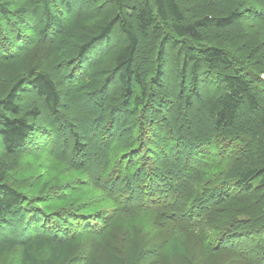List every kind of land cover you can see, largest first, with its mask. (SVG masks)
<instances>
[{
    "label": "rangeland",
    "instance_id": "obj_1",
    "mask_svg": "<svg viewBox=\"0 0 264 264\" xmlns=\"http://www.w3.org/2000/svg\"><path fill=\"white\" fill-rule=\"evenodd\" d=\"M10 1L8 16L5 17L0 10V96L5 95L16 80H27L30 69L44 70L53 77L60 92L58 112L61 115L59 119L52 115L44 100L25 82L17 100L20 110L36 105L41 113L38 118L30 119L34 125L33 132L15 153H7L0 146V172L24 196L22 205L0 217V246H6L0 256V264H20L22 245L33 237L60 243L71 235L76 241L66 261L59 263L51 259L50 264H255L253 259L248 260L242 257L244 254H238L231 248L223 252L222 256H225H219L218 260L214 256L207 257L208 245L196 231L183 235L176 256L165 258L164 249L175 232L155 221L159 222L162 216L166 219L170 209H164L163 214L157 216L146 212L135 214V209L140 207L149 193L147 186L153 183L150 179L147 184L146 179V170L153 163L164 162L170 169L178 162L187 175L196 174L193 200L189 202L188 196L184 195L177 202L179 209L176 212L183 221H186L184 218L189 219L185 211L191 203L199 205L195 199H205L206 196L201 194L202 189H210V185L214 184L211 180L221 179V184L213 187V192L220 196L215 199L217 201L222 197L235 198L236 193L242 190L232 193L235 186L229 181V165L236 159L233 155L237 152V143L233 141L229 145V141L224 142L225 146L221 145V149L210 150L206 154L200 148L181 154L175 149L167 152L171 142L164 134L154 136L157 128L151 118H157L152 115V110L147 112L146 120L142 117V121H139L136 110L125 108L120 99V83L112 72L113 54L126 42L125 35L117 25L112 27L106 38L79 56L81 45L113 18L114 4L110 0H72L71 7L66 8L60 0H49L50 10L61 18L64 25L73 19H82L65 47H61L59 32L52 21L47 20L42 0ZM187 1V6L193 9L194 6L202 9L230 4L241 11V18L232 29L213 31L198 42L189 41L202 46L219 45L232 59L231 66L220 64L215 73L206 67L201 68L197 92L190 89L188 69L183 84L179 82V71L183 65L181 49L166 47V82L162 89L153 87L156 95H152V104L159 111H166L169 106L174 115L178 108L180 124L174 131L175 137L181 141L189 140L190 134L201 135V131H208L207 116L201 115V110L214 107L215 100L226 88L223 73H231L233 67L240 66L244 72L253 71L256 65L262 68V72L257 71L259 79L255 82V91H258L259 101L257 117L264 114V0ZM138 4L135 2L125 7L127 15L131 14L130 18H133L134 8ZM166 29L167 26L163 28ZM142 47L149 48L146 38L142 39ZM93 66L92 75L97 80L95 85L90 86L88 81L85 82L84 75ZM134 90L138 93L141 91L137 85ZM162 90L166 91V95ZM187 95H190L189 101L192 102L190 107L185 101ZM165 96L168 98H163ZM245 108L240 115L250 113ZM131 123L135 125L131 126ZM98 126L107 131L102 133L96 130ZM111 130L115 132L114 135H108L110 133L107 132ZM72 131L78 133L80 143L85 148L81 154H76L72 148ZM221 136L220 133H213L211 140L217 144ZM108 143L112 168L117 174L112 180L123 178L128 182L126 187L120 188L124 191L119 201L108 192H103V181L100 183L97 178L107 158ZM131 144L135 145L136 150L142 145L137 161L146 163L144 170L142 163L132 160L129 161L131 164L124 163L122 155L128 152L126 150ZM153 145L157 147L153 148ZM224 150L229 153H224ZM256 156L246 157L243 165L254 166ZM202 159L210 161L209 164L203 166ZM213 161L220 164L211 170L209 167L214 165ZM109 181L107 179L105 182L110 185ZM258 182L256 179L252 188L243 191L241 197L253 200L255 195H251L254 192L252 189ZM144 185L147 186L144 188ZM135 191L139 193L135 194ZM236 199H233V204L240 203ZM220 205L226 208L222 203ZM113 217L115 219L112 220ZM215 217L217 215L212 219ZM202 219L204 221V215L199 220ZM169 221L166 219L162 223ZM232 238L237 239L238 247L243 251L250 245L238 234ZM259 245L264 246V240Z\"/></svg>",
    "mask_w": 264,
    "mask_h": 264
},
{
    "label": "trees",
    "instance_id": "obj_2",
    "mask_svg": "<svg viewBox=\"0 0 264 264\" xmlns=\"http://www.w3.org/2000/svg\"><path fill=\"white\" fill-rule=\"evenodd\" d=\"M71 1L60 0L66 8L71 7ZM10 2V0H0V10L5 17L8 16ZM48 2L49 0H42L47 20L52 21L55 30L59 32L58 39L62 43L61 47H65L66 42L81 25L82 19H73L67 25H64L61 18L50 10ZM110 2L115 7L113 18L81 45L79 56H83L94 44L106 38L114 25L118 26L125 35L126 42L113 54L112 72L113 77L120 83V99L123 100L125 108H128L129 111L136 110L138 113L136 119L139 121H142V117L146 120L147 112L149 113L150 109L152 110V115L157 118H151L152 124L157 128L154 136L159 137L164 134L165 138H168L171 142V147L167 152H170V149H175L181 154L187 150L193 151L200 148L206 154L210 150L221 149V145L225 146L224 142L229 141V145L233 141L237 143V152L233 155L236 159L229 165V172L231 170L229 175L231 180L229 181L235 186L232 193L239 191V189L242 190L236 193L235 198L222 197L220 201L215 200L220 196L213 192L215 190L213 187H218L216 185L217 183L221 184V179L211 180L214 184L210 185V189H202L201 194L206 196L205 199H195L200 206L191 203L185 211L189 219L184 218L186 221H183L181 220L182 217L179 219L176 212L179 209L177 202L181 201L180 197H184V195L188 196L189 202L193 200L195 193L193 188L197 186L196 174L187 175L183 168L178 165V162L170 169L167 168L164 162H159L158 164H150L149 169L146 170L147 184L150 179L153 180V183H150L149 186L144 185V188L147 186L146 189L149 190V193H147L145 201L141 202L140 207L135 209V214L146 212L157 216L163 214L164 209H170L169 215L165 216L166 219L170 220L168 223H162L166 220L163 219V216L159 222L155 221L167 230L175 232L174 237L170 238L164 249L165 258L176 256L183 235L196 231L199 238L208 245L209 254L207 257L214 256L218 260L223 252L231 248L238 254H244L242 257L248 260L253 259L256 262L255 264L257 262L264 264V246L259 245L264 240V155L262 157L264 150V114L257 117L259 101L257 98L258 91H255V82L259 79L257 71L262 72V68L256 65L253 71L244 72L240 66H237L233 67L231 73H223L222 80L226 83L225 90L217 97L212 109L203 108L201 110V115L205 114L207 116L208 131L206 129L201 131V135L190 134L187 141H181L175 137L174 130L180 124L178 108L175 109L174 115L171 114L173 109L168 105V110L159 111L152 104L154 99L152 95H156V90L153 91V87L158 90L162 89L166 82L164 78L166 47L168 46L181 49L183 65L179 71V82L181 85L183 84L185 71L188 69L190 72V89L194 92H197L198 72L201 68L206 67L215 73L220 64L232 65L231 57L221 46H202L193 44V42L204 40V37L206 39L213 31L232 29L241 18V11L230 4L214 8L203 7L202 9L194 6L195 10L193 7L187 6L189 5L187 0H110ZM135 2L139 4L134 8L133 18H130L131 14H129L130 16L127 15L125 7ZM166 26L167 29L163 30ZM144 38L149 41V48L142 47V39ZM94 68L95 66L91 67L84 75L85 82L88 81L90 86L95 85L97 80L92 75ZM25 82H28L37 95L44 100L45 106L52 115L57 119L61 115L58 112L61 95L53 77L44 70L30 69L27 80H16L12 83L8 92L0 96V146L7 153H15L24 145L27 137L34 129L31 120L38 118L41 113L40 107L36 105L23 111L20 110L17 100ZM136 85L141 89L139 93L134 90ZM163 94L166 95V91H163ZM163 98L167 99L168 97ZM189 99L190 95L185 96V101L190 107L192 102ZM140 106H142L141 109ZM245 106V109L250 113L245 114V112L240 115ZM134 125V123H131V126ZM146 125H149V121L146 122ZM183 125L185 124L183 123ZM96 130H101L102 133L107 131L101 126H98ZM107 133H110L108 135H114L115 132L111 130ZM213 133L223 135L217 144L211 140ZM72 137L74 152L81 154L85 148L80 143L78 133L72 131ZM108 144L109 148L106 147L107 162L105 161L102 169H99L100 175L97 178L100 183L103 181L101 186L103 192H108L116 201H119L124 191L123 189L121 191L120 188L126 187L128 182H125L123 178L116 181L112 180L117 174L114 173L112 168L111 155L108 153L110 143ZM153 146V148L157 147V145ZM126 151L128 152L122 155L124 163L131 164L129 161L132 160L135 163H142V169L145 168L146 163L144 164L141 160L137 161L142 151V145L136 150L135 145L131 144ZM221 151H223V148ZM224 153L229 152L224 150ZM204 154H201V156H204ZM219 154H222V152ZM250 155H257L254 166L243 165V162L247 160L246 157ZM211 158L213 159L212 155ZM220 158L218 160L221 162ZM154 161L157 162L156 159ZM209 162L202 159L203 166L208 165ZM220 162L216 163L220 164ZM163 163L166 167L163 166ZM155 164H157L156 167ZM217 164L214 163L209 168L212 170L214 167H219ZM110 165L111 167H109ZM124 177L126 178V176ZM107 179L110 180V185L105 182ZM256 179L259 180L258 185H254L257 189L254 187L252 189L254 192L251 193L252 196L255 195L254 199H251V201L246 197H241L243 191L252 188ZM114 184L115 186H113ZM138 185L140 184L138 183ZM188 190H190V193H187ZM137 192L139 193V191H135V194ZM142 194L144 197V192ZM197 194L195 197H197ZM233 199L240 203L233 204ZM23 202V194L7 182L0 172V217L13 210V208L22 205ZM219 202L226 208H222ZM218 211L219 213H217ZM202 215H204V221L203 219L199 220ZM216 215L217 217L212 219ZM41 217L39 216V218ZM39 218L37 217V220ZM113 219L115 218L113 217ZM210 231H212V234ZM237 234L247 244L250 243L245 251L239 249L237 239L232 238L233 235ZM72 237L71 235V237H67L65 241L60 243L52 242L43 237L31 238L22 245L20 264H50L51 259L64 263L76 241ZM204 246L206 247L205 244ZM5 248V245L0 246V256ZM224 256L223 254L222 257Z\"/></svg>",
    "mask_w": 264,
    "mask_h": 264
}]
</instances>
